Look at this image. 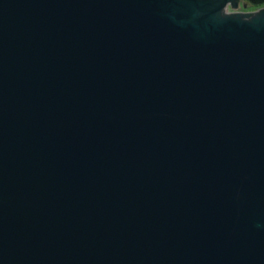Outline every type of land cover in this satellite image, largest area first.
<instances>
[{"label":"water","instance_id":"obj_1","mask_svg":"<svg viewBox=\"0 0 264 264\" xmlns=\"http://www.w3.org/2000/svg\"><path fill=\"white\" fill-rule=\"evenodd\" d=\"M0 264H264V7L0 0Z\"/></svg>","mask_w":264,"mask_h":264},{"label":"trees","instance_id":"obj_2","mask_svg":"<svg viewBox=\"0 0 264 264\" xmlns=\"http://www.w3.org/2000/svg\"><path fill=\"white\" fill-rule=\"evenodd\" d=\"M243 3H247L253 9L264 7V0H240Z\"/></svg>","mask_w":264,"mask_h":264}]
</instances>
